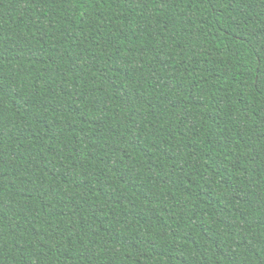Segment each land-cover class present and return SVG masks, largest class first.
I'll use <instances>...</instances> for the list:
<instances>
[{
	"label": "trees",
	"instance_id": "trees-1",
	"mask_svg": "<svg viewBox=\"0 0 264 264\" xmlns=\"http://www.w3.org/2000/svg\"><path fill=\"white\" fill-rule=\"evenodd\" d=\"M0 264H264V0H0Z\"/></svg>",
	"mask_w": 264,
	"mask_h": 264
}]
</instances>
